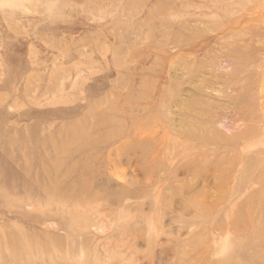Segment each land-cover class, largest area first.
<instances>
[{"label":"rangeland","instance_id":"rangeland-1","mask_svg":"<svg viewBox=\"0 0 264 264\" xmlns=\"http://www.w3.org/2000/svg\"><path fill=\"white\" fill-rule=\"evenodd\" d=\"M0 264H264V0H0Z\"/></svg>","mask_w":264,"mask_h":264}]
</instances>
